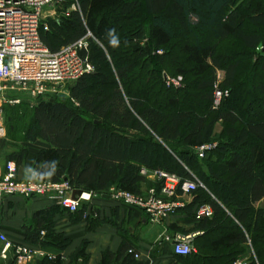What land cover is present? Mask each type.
<instances>
[{
  "label": "trees",
  "instance_id": "1",
  "mask_svg": "<svg viewBox=\"0 0 264 264\" xmlns=\"http://www.w3.org/2000/svg\"><path fill=\"white\" fill-rule=\"evenodd\" d=\"M77 5L41 21L39 36L52 52L87 38L81 56L94 74L71 84L67 97L4 107V138L14 147L4 154L6 163L27 171L24 145L40 143L45 148L27 180L66 182L92 197L111 190L142 194L148 181L142 170L197 180L201 187L190 206L175 212L211 210L194 227L200 234L192 240L195 252L184 257L188 264H264V209L257 207L264 199V0ZM145 35L147 48L136 47ZM178 78L179 87L167 85ZM216 87L228 97L214 110ZM208 143L217 146L199 159L195 149ZM163 183L154 180L148 190L159 194ZM54 213H34L33 226L24 230L28 243L54 244L60 253L69 241L53 233ZM103 222L96 216L89 229ZM130 250L122 243L117 253L104 252L101 264H140ZM87 259L83 245L71 263ZM48 264H62L60 256Z\"/></svg>",
  "mask_w": 264,
  "mask_h": 264
},
{
  "label": "built area",
  "instance_id": "2",
  "mask_svg": "<svg viewBox=\"0 0 264 264\" xmlns=\"http://www.w3.org/2000/svg\"><path fill=\"white\" fill-rule=\"evenodd\" d=\"M67 4H70L71 10L65 8ZM77 10V0H0V84H10L12 89L27 93L35 100L50 93L49 86L73 84L82 76L92 74V64L87 57L81 56L82 52L87 51V38L52 52L39 36L40 23L48 14L53 17L61 14L66 16ZM180 82V78L167 79L168 86L179 87ZM227 97L228 92L216 87L212 108L216 110ZM13 103L19 104V101ZM3 136V126L0 125V138ZM216 146V143H208L196 148L197 157L203 159ZM141 174L164 182L159 194L155 189L137 195L111 190V199L115 203L142 211L153 224L165 221L182 207L176 200L177 189L181 195L190 196L201 187L197 180L181 182L179 178L160 171L142 170ZM72 192L66 182L54 185L34 180L19 181L17 168L12 162L6 164V172L0 179L2 197H53L58 200L62 209L71 213L79 211L94 198L83 193L77 200H72ZM173 198L175 199L172 200ZM201 213L204 216L211 215L209 209H203ZM43 235L44 233H41V236ZM0 241L4 245L1 252L3 259L9 250L13 251L12 264H31L36 258L43 257V253L27 246H13L3 236H0ZM174 241L175 255L186 257L195 252L192 236L178 237ZM129 254H133V251L130 250ZM137 258L138 255H135V259Z\"/></svg>",
  "mask_w": 264,
  "mask_h": 264
},
{
  "label": "crops",
  "instance_id": "3",
  "mask_svg": "<svg viewBox=\"0 0 264 264\" xmlns=\"http://www.w3.org/2000/svg\"><path fill=\"white\" fill-rule=\"evenodd\" d=\"M48 17L53 16L48 14ZM221 130V126L217 124L214 132L218 134ZM24 146L29 152L25 163L27 171L24 169L17 171L19 181L27 180L35 155L40 149L45 148L40 143ZM13 148L5 138H0V179L6 172L4 154L13 151ZM147 180L142 187V194L152 186L154 178L148 176ZM177 197L176 200L182 204V209L190 206L193 201L191 195L180 194ZM84 206L85 212L80 216L78 213L72 214L62 209L58 200L53 197L0 196V236L5 237L13 246L24 245L43 253V257L36 258L31 264H48L57 256H60L62 264H72V257L83 245L88 257L86 264H101L102 254L106 251L117 253L122 243L128 244L137 253L136 260L140 264H188L187 258L175 255L172 241L178 237L187 236H192L193 240L200 234L194 231V227L204 217L201 211L210 210L208 206L194 207L191 214L180 212L165 221L153 224L142 211L112 201L111 192L92 198ZM257 207L264 209V199L258 203ZM50 208L55 210L53 233L69 241V245L60 253L54 244L43 249L26 240L24 228L33 226V214ZM90 216L92 217L89 218ZM96 216L104 222L90 230L88 222L95 220ZM172 226L174 228H171ZM3 246L0 241V264H12L13 251L9 250L6 258L3 259L1 256Z\"/></svg>",
  "mask_w": 264,
  "mask_h": 264
},
{
  "label": "rangeland",
  "instance_id": "4",
  "mask_svg": "<svg viewBox=\"0 0 264 264\" xmlns=\"http://www.w3.org/2000/svg\"><path fill=\"white\" fill-rule=\"evenodd\" d=\"M69 10H71V7H67ZM59 14V13H58ZM56 17L51 18H44L42 20L43 24L46 23L48 19L55 20ZM46 28V25H44ZM148 44V38L145 35L142 40L137 41L136 47L141 49H146ZM222 73L218 72L217 78L218 80H221ZM173 80V79H170ZM71 87V84H65V85H52L48 87V91L50 93L46 94L45 97H42L40 99H32L27 93L19 92L17 89H12V86L7 83L0 84V125L3 124V130H4V136L5 137V113L3 112L4 107L6 106H18L20 102L28 105V106H34L38 101L45 100V101H53L60 97H67L68 96V90ZM14 101H19V104H14ZM7 164V163H6ZM6 168V166H5ZM18 171V170H17ZM240 263H244V261H240Z\"/></svg>",
  "mask_w": 264,
  "mask_h": 264
},
{
  "label": "water",
  "instance_id": "5",
  "mask_svg": "<svg viewBox=\"0 0 264 264\" xmlns=\"http://www.w3.org/2000/svg\"><path fill=\"white\" fill-rule=\"evenodd\" d=\"M92 74H94V73H92ZM82 194H83L82 191L73 190L72 195H71L72 200H77ZM172 245H176V242L172 241Z\"/></svg>",
  "mask_w": 264,
  "mask_h": 264
}]
</instances>
